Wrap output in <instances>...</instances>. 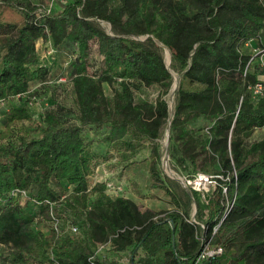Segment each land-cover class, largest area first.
<instances>
[{
    "label": "trees",
    "instance_id": "obj_1",
    "mask_svg": "<svg viewBox=\"0 0 264 264\" xmlns=\"http://www.w3.org/2000/svg\"><path fill=\"white\" fill-rule=\"evenodd\" d=\"M58 2L0 0V264H264V56L248 48L264 54V0ZM160 43L179 73L172 115ZM67 90L72 106L34 112L31 102ZM169 120L174 164L218 181L208 201L175 195L162 174ZM96 130L122 172L151 145L150 185L176 207L161 214L112 195L109 177L90 186ZM210 238L222 252L198 260Z\"/></svg>",
    "mask_w": 264,
    "mask_h": 264
},
{
    "label": "rangeland",
    "instance_id": "obj_2",
    "mask_svg": "<svg viewBox=\"0 0 264 264\" xmlns=\"http://www.w3.org/2000/svg\"><path fill=\"white\" fill-rule=\"evenodd\" d=\"M65 0H61L63 2ZM55 2H58V0H55ZM59 3V2H58ZM58 3H54L53 11L57 10ZM11 15L19 14L17 11H11ZM9 15V16H11ZM103 27L111 31L110 24L107 21L102 20L101 21ZM140 38H144V36H139ZM38 52L41 59L45 58L46 56V47L42 43L41 40H38L37 42ZM248 48L250 51L254 52V58L256 59H262L264 54H262V51H259L258 48L252 46L251 44L248 45ZM162 52L164 55V59L166 61L167 66L171 69L173 73V84L171 86L170 92L167 94V100L170 108L171 115L174 111L175 106V97H176V91L178 87L179 82V73L174 70L171 66L172 64V53L169 47L162 44ZM263 55V56H262ZM176 82V83H175ZM175 84V85H174ZM107 92L112 95L113 92L111 91V88L106 86ZM153 94H156V90H152ZM55 102L64 103V105L72 106L73 104V96L71 93L67 91L55 93L50 98L46 100H39L34 101L32 104L33 110L35 113H38L39 111L43 110L46 106L54 104ZM1 113H0V126H1ZM104 131H93L90 132V136L88 135V139L92 141V145L90 146V151L92 148L98 153L96 155V158L93 161V173L88 177L89 185H94L97 181L105 180L106 178L109 179V181L118 182L121 183L123 189L120 194H124L127 196H130L134 198L141 207L143 208H151L157 211H162L161 214H165L166 211L172 210L176 207L175 200L173 197V194L169 191H167L165 188L160 186L152 187L150 185V178L147 173L146 168V161L149 158L150 152H151V145H146L143 147L136 155L135 159L138 161L136 164H132L131 171L130 172H122L121 166H109L108 160H106L105 150L109 147L108 142L104 140ZM261 131H257L256 135H259ZM170 120L162 129L161 136L159 138L160 143V150H161V169L163 176L166 177L170 181L171 189L175 195L179 194L182 195V197L186 198L185 191L188 192L189 195L193 194V187H191L188 183H186L185 175L186 172L181 171L173 162L171 152H170ZM114 158L110 161L113 162ZM192 173V172H190ZM213 181L211 183L202 184L200 192L201 198L204 201H208L210 195H217V192L219 190V184L218 181L215 179H212ZM109 192V191H108ZM183 201V199H182ZM196 214H197V203L194 201L192 202L191 206V219L196 220ZM197 223L202 225V228H205V225L201 222ZM2 247L0 246V250ZM101 250L99 252H103L105 249H107L106 246H100ZM106 251V250H105ZM126 261V254H123L121 257V262Z\"/></svg>",
    "mask_w": 264,
    "mask_h": 264
},
{
    "label": "built area",
    "instance_id": "obj_3",
    "mask_svg": "<svg viewBox=\"0 0 264 264\" xmlns=\"http://www.w3.org/2000/svg\"><path fill=\"white\" fill-rule=\"evenodd\" d=\"M49 12V9L47 10V13ZM51 47V46H50ZM51 51H53L52 47L50 48ZM261 87V86H259ZM34 102V101H33ZM31 102V103H33ZM3 102L0 101V105H2ZM212 176L207 174V173H204V172H197L195 175L193 176H185V180H186V183H188L191 187H193V189L195 190H201V185L204 183V184H207L208 183H211L213 180H212ZM107 189L109 191L110 194L112 195H117L119 193L122 192V185L121 183H117V182H113V181H107ZM17 192H20L22 194H26V191L25 190H21V189H16ZM227 191V188L224 187V192L226 193ZM235 198V197H234ZM234 198L231 200V201H228L226 206H225V209L223 211V214L219 220V222L214 226V229H213V233H215V231L217 230L218 226L221 224V222L224 220V218L228 215V213L230 212L233 204H234ZM54 226L56 228V230H58V221L55 220L54 221ZM72 229L74 231L77 230L76 226H73ZM222 246L221 245H213L211 243V238L208 239L204 245V248L202 250V252L200 253L199 257H198V260L202 259V258H206L208 256H212L214 254H217V253H221L222 252Z\"/></svg>",
    "mask_w": 264,
    "mask_h": 264
},
{
    "label": "water",
    "instance_id": "obj_4",
    "mask_svg": "<svg viewBox=\"0 0 264 264\" xmlns=\"http://www.w3.org/2000/svg\"><path fill=\"white\" fill-rule=\"evenodd\" d=\"M162 45V43H160Z\"/></svg>",
    "mask_w": 264,
    "mask_h": 264
},
{
    "label": "bare ground",
    "instance_id": "obj_5",
    "mask_svg": "<svg viewBox=\"0 0 264 264\" xmlns=\"http://www.w3.org/2000/svg\"><path fill=\"white\" fill-rule=\"evenodd\" d=\"M176 83V82H175ZM175 85V84H174Z\"/></svg>",
    "mask_w": 264,
    "mask_h": 264
}]
</instances>
